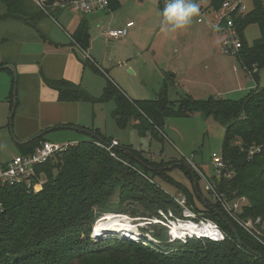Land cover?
Here are the masks:
<instances>
[{
  "label": "trees",
  "instance_id": "trees-1",
  "mask_svg": "<svg viewBox=\"0 0 264 264\" xmlns=\"http://www.w3.org/2000/svg\"><path fill=\"white\" fill-rule=\"evenodd\" d=\"M225 1L210 0L209 6L219 10ZM55 2L70 0H47L46 5L51 7ZM250 2L252 9L246 14L232 15L241 44L235 58L245 77L256 84L239 100L213 97L196 100L176 91L177 99L171 101L169 87L175 86L171 73L166 74L168 83L163 80L153 99L137 101L128 99L107 77L98 98L64 79L43 77V82L56 92L60 103L113 101L112 117L119 129L134 122L139 134L150 130L154 139L170 118L198 115L222 126L221 155L225 168L219 177L212 174L208 178L217 194L227 201L234 197L247 200L238 217L250 221L257 234H248L205 191L202 192L206 195H202L195 176L197 195L183 159L153 162L128 146L116 149V157H111L96 143L101 139L107 144L112 139L90 128L86 129L93 137L90 141L76 142L34 168L33 183L44 179L35 190H27L24 185L0 186V264H264V88L257 85L259 73L264 69V4L262 0ZM0 3L5 9L1 19L28 25L32 17L45 14L31 0H0ZM118 8V0H108L104 11L115 12ZM46 10L49 14L53 9ZM79 23L70 39L86 52L90 43L89 25L85 20ZM250 25L257 26L260 37L247 44L244 31ZM83 64L101 74L89 59ZM8 104L12 108V93ZM14 116L15 113L12 120ZM43 142H47L44 136L27 145L16 144L18 155L32 154ZM175 168L182 170L189 180L188 187L168 177L167 173ZM155 178L179 191L187 200L188 210L216 224L224 239L213 242L190 238L181 242L170 241L164 234L158 235L157 243L153 244L91 238L94 225L109 214L150 219L159 216L157 211L161 210L172 211L182 218V208L155 183ZM195 199L202 210L193 204ZM222 217L236 228L242 244L237 243ZM94 234L98 236L95 230Z\"/></svg>",
  "mask_w": 264,
  "mask_h": 264
},
{
  "label": "rangeland",
  "instance_id": "rangeland-1",
  "mask_svg": "<svg viewBox=\"0 0 264 264\" xmlns=\"http://www.w3.org/2000/svg\"><path fill=\"white\" fill-rule=\"evenodd\" d=\"M156 1L157 0H143V3L139 4L138 0H131V3L129 4L131 7L132 5L136 6L135 8L133 7V9L138 10L135 12V14H138V16L135 17L134 20V22H136V27H142L140 30L139 28H136L138 32L136 34V38L143 46V55L139 61L145 62V72L142 75L143 79H141L143 80L142 84L144 86L145 93L142 91L140 95L141 97L139 99H153L159 90H161L162 83L165 81L168 83L165 79L166 77L163 78L165 81H161V78L158 74L159 72L153 68L157 66L159 69H164L163 67L168 65L170 62L169 60H164V57H168L173 48L170 40L168 41V36L172 34L177 41L176 43L181 45V54L178 55L175 65V69H177L178 74L176 83L180 84V88L177 89L175 87H169L171 101L177 99L174 94L176 91L178 93H187L196 100L213 97L214 99L221 98L234 101L243 98L247 94L248 91H246V88H249V86L250 88L255 87L256 84L245 77L244 71L239 66L237 59L234 57H226L221 54V51H219L222 36L213 34L215 36H213L212 39L209 38V32L203 28L202 25L199 24L197 26L195 24V20H192V22L187 25L189 28L188 34L190 31L196 33V31L199 30V32H201V34L205 37V39L200 44L196 40L198 36H182V34L179 32L181 30H177L174 33L164 32V34H159L157 36L158 38L153 41L152 39L155 30L152 29L150 23H155L156 28L161 20L158 14L159 12ZM200 1L204 7L209 6L210 0ZM262 2L264 4V0H262ZM244 3L246 5L247 12L250 11L252 9V2H250V0H244ZM55 12V10H50L49 12V16L51 15L53 21L56 19V14L54 15ZM152 17L156 22L151 19ZM56 21L59 24H62L59 18ZM244 35L247 44H251L254 40L260 37L256 25L248 26L244 31ZM191 36L196 39L192 40ZM206 50H208L210 53H208L206 57H202L204 55L201 54L200 51L205 52ZM202 63H205V68L202 66ZM233 66L237 70H233ZM164 70L167 71L166 69ZM87 71L90 70L87 69ZM126 74L132 83L136 85L138 84L131 72L127 70ZM97 76L103 80H101L103 83L104 78L100 75ZM138 81L140 83V78ZM258 82L259 83L257 85L260 88H264V69L259 73ZM95 85L96 83L91 84V91L88 94L93 98H98L101 96L102 92ZM241 88L244 89V91H241ZM17 89L21 91L20 87L18 86ZM124 91L126 92V90ZM1 95L2 92H0V97ZM3 103L4 101H0V152L2 148L6 147V143L11 146V148L0 154L1 156L11 154L16 155L19 154L17 150V153L15 152L16 143H19V141L14 133L13 122L11 127L12 132H10L9 127H4L6 125L5 123L8 122L6 120L9 110L7 107L8 104ZM80 103L82 105V124H88V126H90L91 121H94L95 128L99 131L98 133L106 139L111 137L115 138V140L119 141L121 145L124 144L137 153L141 152L146 159L150 160L151 156L154 157V161L156 162L161 160L179 161L182 158L187 159L192 156L193 163L200 165V167L202 166V171L207 177L214 173L213 167L210 164V158L212 154H220L224 131L223 127L219 124H216L212 119H204L198 115H193L192 117L186 119L170 118L165 122L162 133L158 135V138L154 139L150 130L139 134L134 125H128L122 130L119 129L114 118L112 117V111L115 109V103L113 101L95 104ZM45 136V139L48 142L62 145L67 144L68 139H71L68 136L73 135L69 131L58 130L48 133ZM117 149H120V147ZM167 175L169 178L179 182L181 185L188 187L189 180L186 179L182 170L179 168L173 169L172 171L168 172ZM154 181L169 196L180 198L178 196L180 194L179 191L169 186L166 182L158 178H155ZM199 188L202 192L203 187L201 183H199ZM202 195L206 194L202 192ZM193 204L198 209L202 210L200 202L196 199ZM158 211L157 213H159V216L150 219L142 216L133 218L128 214H116L122 218L121 224L127 225L129 230L132 231L131 233H129V231L127 235L124 236L121 234V232H117L115 229H109L108 232L97 231V224L100 221V218L93 227L91 238L93 240H129L130 242L136 243L146 241L156 244L158 235L165 234L170 240V229H173L174 226L169 223L175 221L177 216L172 213V211ZM94 230L97 232L98 236L94 234ZM171 233L173 235L176 233L181 235L179 231L173 232L172 230Z\"/></svg>",
  "mask_w": 264,
  "mask_h": 264
},
{
  "label": "crops",
  "instance_id": "crops-1",
  "mask_svg": "<svg viewBox=\"0 0 264 264\" xmlns=\"http://www.w3.org/2000/svg\"><path fill=\"white\" fill-rule=\"evenodd\" d=\"M138 2L142 4L143 0H138ZM118 3L119 8L115 12H93L87 15H82L69 9H59L54 13V15L56 14L54 21L51 15L44 14L43 16L32 17L28 25L9 18L1 19L5 14V9L0 3V92H2L0 101L8 104L9 95L13 92V73L10 69H3V67L11 66L17 74L16 89L17 86L21 89V91L17 89L16 103L18 106L12 120L14 133L19 143H25L27 140L33 138V136L42 133V131L54 129L58 126L77 127L84 131L58 129L69 131L73 135L68 136L71 139H68L67 143L90 141L92 135H89L86 129L91 128L97 130L94 121H91L90 126L88 124H82V105L80 102H58L56 92L45 85L43 77L48 80L64 79L72 84L78 85L87 93L91 91V84L93 83H96L95 86L103 92L105 88V77H107L120 89L123 87L122 91L126 90L124 94L128 99L133 101L142 100L139 98L141 97L142 91L145 93L142 84L143 80H141L145 72V62L139 61L143 55V46L136 38V34L138 33L136 28H139V26L136 27L134 20L138 16V14H135L138 10L133 9L136 6H129L131 0H118ZM156 5L158 12H160L161 8L157 1ZM58 18L63 25L56 21ZM151 19L155 21L153 17ZM81 20H85L89 25L90 43L86 52L81 51L74 40L70 39V36H72V33L80 24L79 22ZM128 22H133L135 26L129 30L128 35L124 39L110 40L103 37L102 34L104 31L119 29V27H123ZM150 24L152 29L155 30L152 39L155 41L158 38L157 36L164 34L165 31L162 30L160 23L156 28L155 23L153 24L151 22ZM195 24L197 26L199 25L196 20ZM203 28L206 29L205 26ZM179 30H181L179 32L182 36H198L197 39L193 36L191 37L192 40L196 39L199 44L205 39L199 30L196 33L190 31L188 34V26ZM206 30L209 32V38L212 39L215 35L208 29ZM169 40L173 48L168 57H164V60L170 61L166 65L167 67H163L167 71L159 69L157 66L153 69L159 72L157 73L161 81L166 77V74H173L175 81L174 87L178 89L180 88V84L176 83L178 74L175 65L178 55L181 54V45L176 43L177 41L173 34L168 36ZM201 51L200 53L204 55L202 57H206L210 53L208 50L205 52ZM88 59L94 63L101 74L92 71L89 66H84L83 63ZM202 66L205 68V63H202ZM87 69L90 71H87ZM127 70L136 79L138 82L137 85L132 83L128 78L126 74ZM233 70L237 69L233 66ZM97 75L104 78V84L102 83L103 80ZM139 78L140 83L138 81ZM249 89H251L250 86L246 88V91H249ZM242 90L244 91L241 88ZM7 107L9 111L6 121L8 122L5 123L6 125L4 127L8 128L11 107L9 104ZM129 125H135V123L131 122ZM58 130H52L46 134ZM85 132L88 134H85ZM97 132L99 131L97 130ZM45 135L44 138L46 137ZM111 139L115 140L112 137ZM117 142L120 148L125 146L124 144L121 145L119 141ZM5 146L1 149L0 153L11 148L7 143ZM16 150L17 146L15 152ZM17 155L1 156L0 154V167L11 161ZM150 160L155 162L152 156Z\"/></svg>",
  "mask_w": 264,
  "mask_h": 264
},
{
  "label": "built area",
  "instance_id": "built-area-1",
  "mask_svg": "<svg viewBox=\"0 0 264 264\" xmlns=\"http://www.w3.org/2000/svg\"><path fill=\"white\" fill-rule=\"evenodd\" d=\"M36 8L42 9L46 15H49L46 9H70L82 15H87L97 11H104L108 8V0H70V2H55L51 7L46 5L47 0H31ZM159 7L162 9L166 3V0H157ZM199 4V14L194 17L197 24H202L212 34H218L222 36L220 41L219 51L226 57H236L239 53L241 44L238 39L236 29L232 15L238 16L247 13V8L244 0H227L224 2L219 10H213L210 6L204 7L200 0H196ZM135 24L133 22L126 23L119 29H109L103 32V37L110 40L124 39L131 28ZM76 143V142H75ZM75 143L67 144H54L50 142H43L40 147L36 148L32 154L27 156L17 155L11 159L8 163L0 167V186H12V185H24L27 190H35L42 181L33 183L35 176V167L42 165L49 158L55 157L60 152L66 150L68 147L75 145ZM96 145L108 152L111 157H115L116 149L119 147V143L115 140L107 144L97 142ZM252 153V152H251ZM250 153V155H251ZM192 156L184 160V164L197 176L199 182L203 187V191L210 196V198L218 203L220 208L226 212L229 218L244 231L251 236L256 233L255 227L250 221H242L238 215L242 212V208L247 204V200L244 197H234L233 200L227 201L223 195H218L214 186L209 178L201 171V167L198 164H194ZM210 164L213 167V174L216 177L220 176L221 171L225 168L223 163L221 152L219 155L212 154L210 158ZM180 198H174L177 204L182 208V218H176L172 224L173 229L171 232L179 231L181 235L172 234L170 237L172 241L178 240L185 242L190 238L196 239H208L213 242H221L224 239L222 231L208 219L198 218L194 212L186 207L187 200L182 195H178ZM1 207V204H0ZM159 212V211H158ZM160 213V212H159ZM177 222V223H176ZM257 223V221H256ZM176 225V226H175ZM257 234V233H256ZM170 239V241H171Z\"/></svg>",
  "mask_w": 264,
  "mask_h": 264
},
{
  "label": "clouds",
  "instance_id": "clouds-1",
  "mask_svg": "<svg viewBox=\"0 0 264 264\" xmlns=\"http://www.w3.org/2000/svg\"><path fill=\"white\" fill-rule=\"evenodd\" d=\"M158 14L162 30L176 32L189 25L199 14V4L196 0H166Z\"/></svg>",
  "mask_w": 264,
  "mask_h": 264
},
{
  "label": "water",
  "instance_id": "water-1",
  "mask_svg": "<svg viewBox=\"0 0 264 264\" xmlns=\"http://www.w3.org/2000/svg\"><path fill=\"white\" fill-rule=\"evenodd\" d=\"M3 69H7V70L10 69V71L13 73V85H12V89H13V92H12V105H13V106H12V108H11V112H10V116H9V128H10V132H12V128H11V127H12V117H13V115H14V113H15L16 106H17V105H16V94H17V89H16V85H17V74L15 73L14 68L11 67V66L3 67ZM58 129H66V130H71V131H74V130H75V131H79V132H84L83 130L78 129L77 127L58 126V127L54 128V129H48V130H46V131H42V133L33 136V138L27 140V142H25V143H19V144H20V145H27V143L32 142V141H34V140H36V139L41 138V137L44 136L47 132L52 131V130H58ZM85 134H88V133L85 132ZM99 142L102 143V144H106V143H104L101 139L99 140ZM128 154L131 155L130 152H128ZM190 172H191V179L193 180V184H194V189H195L197 195L199 196V193H198V191H197V180H196V178H195L194 173H193L192 171H190ZM106 216H107V215H106ZM222 218H223V221L227 224V226L230 227V229H231V231H232V234L234 235V238H235V240L237 241V243L242 244V243L240 242V239H239V236H238V234H237V230H236V228L233 227V225H232V224H231L226 218H224V217H222Z\"/></svg>",
  "mask_w": 264,
  "mask_h": 264
},
{
  "label": "bare ground",
  "instance_id": "bare-ground-1",
  "mask_svg": "<svg viewBox=\"0 0 264 264\" xmlns=\"http://www.w3.org/2000/svg\"><path fill=\"white\" fill-rule=\"evenodd\" d=\"M122 218L116 214H109L107 216H104L100 219V221L97 224V231L100 232H108L109 229H115L117 232H121V234L127 235V233L130 231L127 225L121 224ZM130 231L129 233H131Z\"/></svg>",
  "mask_w": 264,
  "mask_h": 264
}]
</instances>
